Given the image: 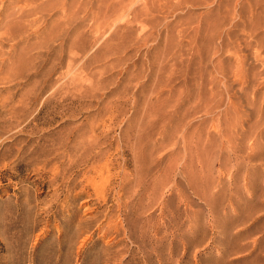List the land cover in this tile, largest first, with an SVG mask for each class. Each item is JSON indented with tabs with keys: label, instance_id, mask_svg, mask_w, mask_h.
I'll return each instance as SVG.
<instances>
[{
	"label": "rangeland",
	"instance_id": "rangeland-1",
	"mask_svg": "<svg viewBox=\"0 0 264 264\" xmlns=\"http://www.w3.org/2000/svg\"><path fill=\"white\" fill-rule=\"evenodd\" d=\"M250 181L264 0H0V264H251Z\"/></svg>",
	"mask_w": 264,
	"mask_h": 264
},
{
	"label": "bare ground",
	"instance_id": "bare-ground-1",
	"mask_svg": "<svg viewBox=\"0 0 264 264\" xmlns=\"http://www.w3.org/2000/svg\"><path fill=\"white\" fill-rule=\"evenodd\" d=\"M71 51V50H69ZM247 202V238L252 241L251 264H264V189L257 191L254 181L249 183Z\"/></svg>",
	"mask_w": 264,
	"mask_h": 264
}]
</instances>
